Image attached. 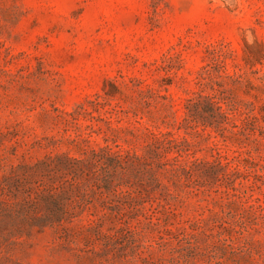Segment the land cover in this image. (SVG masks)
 Returning a JSON list of instances; mask_svg holds the SVG:
<instances>
[{"label":"rangeland","instance_id":"rangeland-1","mask_svg":"<svg viewBox=\"0 0 264 264\" xmlns=\"http://www.w3.org/2000/svg\"><path fill=\"white\" fill-rule=\"evenodd\" d=\"M198 96L235 107L224 139L182 125ZM145 130L175 141L160 187L81 180L70 233L0 235V264H264V0H0V202L18 204L0 213L19 211L25 166L141 156Z\"/></svg>","mask_w":264,"mask_h":264},{"label":"trees","instance_id":"trees-1","mask_svg":"<svg viewBox=\"0 0 264 264\" xmlns=\"http://www.w3.org/2000/svg\"><path fill=\"white\" fill-rule=\"evenodd\" d=\"M213 100L214 98L201 96L188 100V115L183 118L182 125L200 123L204 127L215 129L224 139L229 125H233L231 117L236 109L232 105H226V110H223L219 103ZM144 135L146 141L141 156L129 151H113L108 146L98 150L88 147L81 150V159L58 155L25 166L24 172L16 180L22 187L23 194L19 211L0 213V217L19 221L22 226L10 231H0L2 239L8 241L11 238L30 237L33 233H42L46 229L61 230L63 235H68L70 224L80 219L76 213L63 208L70 205L74 197H79L81 180L91 182L102 194L116 192L123 185L124 179H127V182L134 179L142 187V191L144 185H154L155 189L160 187L161 184L155 178V170L163 165L161 162L167 152L165 145L175 141L165 138L169 134L155 135L145 130ZM90 137L89 133L85 138L77 137V140L87 144ZM0 205L18 206L8 202H0ZM113 217L115 221L112 230L116 232L130 225L129 219L122 215L116 214ZM100 220L94 217L86 219L81 229L99 236L102 226Z\"/></svg>","mask_w":264,"mask_h":264}]
</instances>
